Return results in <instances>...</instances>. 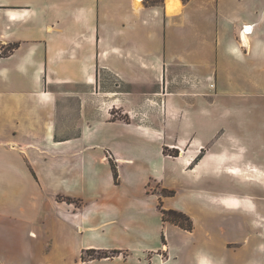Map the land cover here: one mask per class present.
<instances>
[{"label":"crops","instance_id":"crops-1","mask_svg":"<svg viewBox=\"0 0 264 264\" xmlns=\"http://www.w3.org/2000/svg\"><path fill=\"white\" fill-rule=\"evenodd\" d=\"M166 3L0 0V264H264L249 193L194 187L264 156V0Z\"/></svg>","mask_w":264,"mask_h":264},{"label":"rangeland","instance_id":"rangeland-1","mask_svg":"<svg viewBox=\"0 0 264 264\" xmlns=\"http://www.w3.org/2000/svg\"><path fill=\"white\" fill-rule=\"evenodd\" d=\"M252 139L254 141V150L257 151L261 147L260 137L254 134ZM105 153L107 158H111V153L108 150H106ZM247 161L248 160L243 157H237L228 161V165L236 168H232L235 170L236 174L230 175L237 182H235L233 179H229L226 176H222L220 178L216 177L215 179L202 180L201 183L199 182L198 185L195 184L194 187L200 189V185H203V187H210L220 194L233 193L240 195L249 193L248 196L253 200L254 205L259 209L258 213L254 212V233L255 235H259L256 236L257 240L255 244H257L264 240V156H259L256 154V156L251 158L249 162ZM246 162L250 163L251 165L245 166ZM228 170V168L223 167V173L227 172ZM170 184L173 186L170 189L175 190L174 199L176 203L180 204L186 209L192 208L194 201L192 200V197L189 196V190H186L182 184L175 182H170ZM245 185L248 187H245ZM149 189L159 194L161 192V189L157 185L150 183ZM90 255L97 256L98 254L92 252L87 254L86 258H88Z\"/></svg>","mask_w":264,"mask_h":264},{"label":"trees","instance_id":"trees-1","mask_svg":"<svg viewBox=\"0 0 264 264\" xmlns=\"http://www.w3.org/2000/svg\"><path fill=\"white\" fill-rule=\"evenodd\" d=\"M15 47H16V45H12L9 48V51ZM112 169H113L114 179L116 181V179H117L116 167L114 165H112ZM160 195L164 196V197H171V196L175 195V191L171 190V189H161ZM159 208L161 210L162 220L164 222H169L171 224H175V225L181 227L182 229H185L188 231H191L193 229V221L191 220V218L187 214H185L181 211L175 210V209L166 210V209L162 208L161 203L159 204ZM162 239L164 241V235L163 234H162ZM92 252L93 251H89L88 254H90ZM106 256H107L106 253L105 254L100 253L97 256L90 255L91 258H102V257H106Z\"/></svg>","mask_w":264,"mask_h":264},{"label":"built area","instance_id":"built-area-1","mask_svg":"<svg viewBox=\"0 0 264 264\" xmlns=\"http://www.w3.org/2000/svg\"><path fill=\"white\" fill-rule=\"evenodd\" d=\"M251 30H252L251 26H243V28L241 29V32H243L245 35H247V34L251 33ZM209 87L214 88L215 87L214 82H211L209 84Z\"/></svg>","mask_w":264,"mask_h":264},{"label":"bare ground","instance_id":"bare-ground-1","mask_svg":"<svg viewBox=\"0 0 264 264\" xmlns=\"http://www.w3.org/2000/svg\"><path fill=\"white\" fill-rule=\"evenodd\" d=\"M166 4H167L168 8H171L174 3H173V0H167ZM229 172L231 174H236L235 170H233V169H230ZM230 204H234V201H230Z\"/></svg>","mask_w":264,"mask_h":264}]
</instances>
